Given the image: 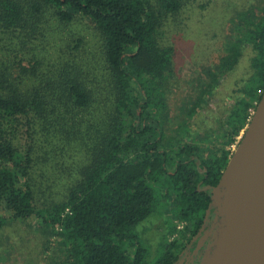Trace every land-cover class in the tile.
I'll return each mask as SVG.
<instances>
[{
	"label": "trees",
	"instance_id": "trees-1",
	"mask_svg": "<svg viewBox=\"0 0 264 264\" xmlns=\"http://www.w3.org/2000/svg\"><path fill=\"white\" fill-rule=\"evenodd\" d=\"M160 3L166 13L182 6L180 0ZM45 11L61 23L76 16L92 21L113 82L114 106L109 130L96 145L80 182L63 201L41 203L45 196L34 176L36 126L51 105L36 90L24 94L10 81L12 75L0 71V229L7 218L36 219L59 238L55 264H148L149 250L137 228L166 201L172 206L171 215L183 225L182 241L163 242L154 264H178L189 243L191 260L196 240L209 232L212 192L229 163L226 148L245 129L264 93V6L256 18L246 21L241 37L219 60L217 72L224 75L238 64L243 42L255 53L253 74L230 110L228 130L220 136L223 142L209 155L198 144L174 149V139L165 133L161 118L167 110L173 49L158 41L161 17L151 0H0V28L23 25L30 32L31 21ZM64 79L61 93L69 105L76 111L93 109L81 80ZM216 82L214 75L199 91L189 117L211 95Z\"/></svg>",
	"mask_w": 264,
	"mask_h": 264
},
{
	"label": "rangeland",
	"instance_id": "rangeland-1",
	"mask_svg": "<svg viewBox=\"0 0 264 264\" xmlns=\"http://www.w3.org/2000/svg\"><path fill=\"white\" fill-rule=\"evenodd\" d=\"M151 1L161 17L158 41L161 46L173 49L166 81L167 113L161 118L165 133L174 139V149L185 143L198 144L209 155L223 142L220 136L228 130L230 110L242 97L241 92L253 74L251 59L255 53L243 42L238 64L224 75L217 72L219 60L225 49L241 37L246 21L256 18L264 0H180L179 11L171 13L163 10L161 0ZM31 29L26 33L23 25L12 30L0 28V71L12 75L10 81L24 94L36 90L51 105L46 118L36 126L38 155L34 175L45 196L41 197V203L49 205L63 201L67 192L80 182L96 145L103 142L114 106V89L104 67L101 39L90 19L76 16L70 23H61L50 11H45L31 21ZM214 75L217 82L211 95L189 117V108L198 99L199 91ZM64 77V81L81 80L93 99V109L76 111L69 105L61 93ZM245 129L226 148L229 161ZM222 199L216 197V208L221 207ZM171 207L164 201V206L137 228L149 250L148 264L158 259L163 242L182 241L183 225L171 215ZM223 217L220 208L219 214L213 213L209 221L220 227ZM58 241L34 218H7L0 229V264H55L60 255V251L54 252L59 247ZM189 248L190 243L179 254L180 259L188 255Z\"/></svg>",
	"mask_w": 264,
	"mask_h": 264
},
{
	"label": "water",
	"instance_id": "water-1",
	"mask_svg": "<svg viewBox=\"0 0 264 264\" xmlns=\"http://www.w3.org/2000/svg\"><path fill=\"white\" fill-rule=\"evenodd\" d=\"M217 196L223 199L216 208ZM211 208L224 217L197 240L193 254L211 237L200 264H264V93L212 192Z\"/></svg>",
	"mask_w": 264,
	"mask_h": 264
},
{
	"label": "flooded vegetation",
	"instance_id": "flooded-vegetation-1",
	"mask_svg": "<svg viewBox=\"0 0 264 264\" xmlns=\"http://www.w3.org/2000/svg\"><path fill=\"white\" fill-rule=\"evenodd\" d=\"M209 226H210V227H209V230H210V228H211V222H210ZM203 234H204V233H203ZM203 234H202V235H203ZM202 235H201V236H202ZM201 236H200V237H201ZM200 237H199V238H200ZM199 238H198V239H199ZM209 242H210V237H207V239H206V241L204 242L202 248H201L197 253H195V254H193V251H194V249H195V248H194L193 251H192V259H191V260H188V257H187V256H184V257L182 256L183 258L181 257L180 260L183 259V264H200V263H201L200 260L202 259V256H203V254H204L203 251L206 249V246L209 244ZM196 245H197V241H196ZM196 245H195V247H196ZM201 251H202L203 253H200ZM180 260H179V261H180Z\"/></svg>",
	"mask_w": 264,
	"mask_h": 264
},
{
	"label": "built area",
	"instance_id": "built-area-1",
	"mask_svg": "<svg viewBox=\"0 0 264 264\" xmlns=\"http://www.w3.org/2000/svg\"><path fill=\"white\" fill-rule=\"evenodd\" d=\"M210 243H211V237H210V242H209V244H210ZM209 244H208V245H209ZM208 245L206 246V248H208Z\"/></svg>",
	"mask_w": 264,
	"mask_h": 264
}]
</instances>
